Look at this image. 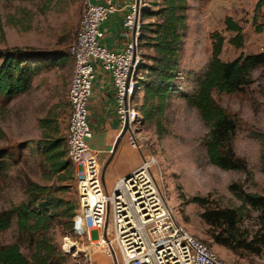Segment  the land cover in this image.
<instances>
[{
    "label": "rangeland",
    "instance_id": "1",
    "mask_svg": "<svg viewBox=\"0 0 264 264\" xmlns=\"http://www.w3.org/2000/svg\"><path fill=\"white\" fill-rule=\"evenodd\" d=\"M258 1L186 0L185 28L173 80L174 91L169 95L161 117L154 116L151 121L134 126L142 152L156 161L152 170L161 179L167 206L176 223L231 264H264V247L251 253L217 245L210 236L223 239L228 237V232L208 226L200 215L204 211H236L239 215L237 231L230 232V237L249 243L264 235L258 212L241 201L245 194L264 197L261 165L264 155V65L250 71L252 82L240 93L211 94L214 102L236 122L231 147L235 156L245 162L247 174L223 171L208 163L203 147L207 128L196 111L186 105L182 95L194 91L197 80L205 71L211 58L213 34L222 38L217 56L221 62L232 61L239 55L264 52V5L255 8ZM151 3L140 0V10L155 11ZM82 8L83 0L0 1V53L19 49L24 53L50 54L53 60L57 58L55 63L39 64L40 71L32 77L30 87L24 93L8 99L0 96V211L25 204L28 183L54 187L58 189L54 191L56 198L76 202L74 179L61 182L56 176H50L36 142L41 138L38 127L41 119L57 125L60 134L65 136V96L72 71L67 48L74 38ZM227 17L240 28L239 47L229 42L235 33L225 30L223 21ZM154 21L153 17L142 20L143 23ZM137 47L139 64L148 63L145 57L152 55V51L139 42ZM139 100L140 97H134L132 106L141 119L137 109ZM127 148L138 152L129 144ZM230 186L236 187L235 190L231 192ZM109 190L106 184V191ZM193 198L202 202L194 203ZM53 211L57 215L44 232L49 243L61 253L66 264H89L83 252L87 244L85 238L79 239L65 229L62 209ZM31 237L30 233L18 231L13 214L9 228L0 232V246L17 243L20 252L30 260ZM65 240L76 243L78 249L68 250V243L63 248ZM252 247L255 249V245ZM103 257L100 252L92 254V264H99L100 259L105 264L114 263L111 257L107 258L108 262Z\"/></svg>",
    "mask_w": 264,
    "mask_h": 264
},
{
    "label": "trees",
    "instance_id": "2",
    "mask_svg": "<svg viewBox=\"0 0 264 264\" xmlns=\"http://www.w3.org/2000/svg\"><path fill=\"white\" fill-rule=\"evenodd\" d=\"M150 2L156 10H140L141 22L137 37V42L152 51V55L145 57L148 63H140L136 73L137 83L134 96L140 95L137 109L141 122L151 121L154 116L161 117L166 109L167 99L174 91L173 80L176 76L178 52L185 28L187 8L186 0H150ZM262 5H264V0H259L255 8ZM151 17L155 18L153 23L142 22L143 19ZM223 24L225 30L235 33L229 41L230 44L239 47L241 38L238 25L228 17L224 19ZM211 40V58L205 71L197 80L194 91L190 95L182 96L186 105L196 111L199 120L207 128L203 147L208 163L223 171L247 174L245 162L235 156L231 147L236 122L214 102L211 94L213 92L226 95L240 93L252 82L250 71L264 65V52L246 56L239 55L232 61L221 62L217 56L222 38L218 34H213ZM56 61L57 58L53 60L50 54L24 53L19 49L0 53V96L8 99L24 93L30 87L32 77L40 71L39 64ZM38 123L42 133L41 138L36 142V148L46 166L47 173L50 176H56L55 178L61 182L72 180L71 165L65 157V136L60 134L57 125L53 126L45 119L39 120ZM263 159L264 155L261 156L262 173L264 174ZM235 188L230 186L229 190L232 192ZM54 191L58 189L28 183L27 202L16 207L12 206L9 210L0 211V232L9 228L11 216L14 214L18 231L32 235L30 260L20 252L17 243H11L0 246V264H66L61 253L49 243L44 232L57 215L54 209H62L63 226L71 232L76 202L75 204L63 202L54 196ZM191 201L202 202L201 199L196 198ZM241 201L245 206L258 212L259 222L264 225V197L245 194ZM200 218L208 226L221 228L222 231L228 232V237L223 239L214 235L210 236L217 245L227 249H242L251 253H256L260 247H264V235L249 243L230 237V232L237 231L235 226L238 224L239 215L236 211L226 209L204 211ZM252 245H255V249Z\"/></svg>",
    "mask_w": 264,
    "mask_h": 264
},
{
    "label": "built area",
    "instance_id": "3",
    "mask_svg": "<svg viewBox=\"0 0 264 264\" xmlns=\"http://www.w3.org/2000/svg\"><path fill=\"white\" fill-rule=\"evenodd\" d=\"M112 10L108 1L102 6L83 0L78 26L67 48L72 71L65 96V157L74 170L76 195L71 234L85 238L83 252L89 264L93 248H100L113 264H231L177 224L167 206L161 179L152 170L156 161L142 152L134 127L141 122L132 106L140 61L139 23L134 21L138 9L131 6L124 16L122 25L132 35L120 52L99 44V25ZM96 63L111 78L117 119L121 124L126 120L128 126L123 137L138 150L140 158L137 168L118 178L109 192L100 182L96 153L86 144L91 136L87 103ZM70 244L74 247L68 250L78 249L76 243Z\"/></svg>",
    "mask_w": 264,
    "mask_h": 264
},
{
    "label": "crops",
    "instance_id": "4",
    "mask_svg": "<svg viewBox=\"0 0 264 264\" xmlns=\"http://www.w3.org/2000/svg\"><path fill=\"white\" fill-rule=\"evenodd\" d=\"M106 1L109 2L113 10L99 25V31L102 33L99 44L107 50L120 52L132 35L130 31L123 27L122 23L124 16L130 11V7L135 6V0H88L90 4L102 6L106 5ZM140 7V0H138V13L137 16H134V21L137 20L139 25L141 22ZM136 96L137 98L140 97L139 94H136ZM87 106L90 111L88 124L91 136L86 140V144L89 149L96 153V159L100 166L107 162L103 183L105 188L108 184L109 189H111L118 178L137 168L139 153L127 148L128 143H126L125 137L121 138L114 151H112L122 124L117 119L111 78L101 70L98 63L95 64L92 90Z\"/></svg>",
    "mask_w": 264,
    "mask_h": 264
},
{
    "label": "water",
    "instance_id": "5",
    "mask_svg": "<svg viewBox=\"0 0 264 264\" xmlns=\"http://www.w3.org/2000/svg\"><path fill=\"white\" fill-rule=\"evenodd\" d=\"M137 3H138V0H135V7H137ZM127 131H128L127 122H126V120H124L123 123H122V127H121V130H120V133L117 136V138H116V140H115V142L113 144L112 151H114L115 147L117 146V144L119 143L121 138L124 136L125 132H127ZM106 165H107V162H105L100 168V182H101V184H103V175H104V171H105Z\"/></svg>",
    "mask_w": 264,
    "mask_h": 264
},
{
    "label": "bare ground",
    "instance_id": "6",
    "mask_svg": "<svg viewBox=\"0 0 264 264\" xmlns=\"http://www.w3.org/2000/svg\"><path fill=\"white\" fill-rule=\"evenodd\" d=\"M105 189H106V188H105ZM108 231H109V230H108ZM67 243H68V242L65 240V241H64L63 248L65 247V245H66ZM68 244H70V243H68ZM92 244H94V243H92ZM67 247L70 248V247H74V246H73L72 244H70V245H67ZM68 248H67V249H68ZM63 250H65V249H63ZM96 252H100V248H93L92 251H91V253L94 254V255H95ZM103 258H105V259L107 260V262H108V259H107L106 257H103ZM99 264H105L104 260L100 259Z\"/></svg>",
    "mask_w": 264,
    "mask_h": 264
}]
</instances>
